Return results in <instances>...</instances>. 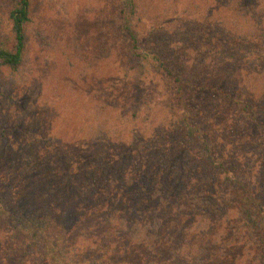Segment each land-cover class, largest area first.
I'll use <instances>...</instances> for the list:
<instances>
[{"label": "trees", "instance_id": "obj_1", "mask_svg": "<svg viewBox=\"0 0 264 264\" xmlns=\"http://www.w3.org/2000/svg\"><path fill=\"white\" fill-rule=\"evenodd\" d=\"M104 1L118 103L98 83L15 138L40 0L0 2V264H264V0Z\"/></svg>", "mask_w": 264, "mask_h": 264}, {"label": "rangeland", "instance_id": "obj_2", "mask_svg": "<svg viewBox=\"0 0 264 264\" xmlns=\"http://www.w3.org/2000/svg\"><path fill=\"white\" fill-rule=\"evenodd\" d=\"M5 1L0 0L1 3ZM174 2L175 0H165L163 9L166 12L177 9L178 3ZM201 4L202 2L198 1L197 5ZM207 4L209 3L207 2ZM197 5L188 4L187 1V8L194 10L198 15L199 12H204L207 15L210 4L207 7L204 5L199 6L203 11H200ZM106 6L107 3L104 0H40V5L35 13L34 28L29 43L32 80L28 85L18 87L15 91L16 103L12 109L14 112L6 116L8 121H12L10 122L11 126L21 122L14 130V138L25 127L24 113H28L26 116L32 122L36 121V123L33 122L35 126H41L40 130L43 131V134L49 132V128L54 127L55 117L60 116L65 111V103L69 96L74 100L83 102L76 105L75 110L89 114L93 111L96 101L90 99V96L98 83H102L99 86L109 94V101L113 105L118 103L117 86H109L110 84L107 81L112 74L117 72L120 60L114 56L98 63L95 62V57H93V54L97 51L96 46L99 40L108 29L106 19L101 18V13L104 12ZM210 6L212 7V5ZM142 9H145L144 5ZM145 15L143 13V16ZM76 46L87 48L83 52L85 55L82 56H86L89 61L83 63L78 61V57L74 55ZM72 58L76 60V69H72L67 65ZM91 61L93 62L90 63ZM65 65L70 71L69 79L63 77L64 75L61 73L63 69L60 68ZM84 67L89 70L82 77L81 71ZM56 69L60 71H56ZM149 85V82L145 84V86ZM4 101V105L7 106V99ZM78 114L77 112L76 115ZM216 114L222 118L220 125L222 128L226 121H230L231 124L237 116L236 111L225 114L223 109L217 111ZM234 133L238 138L239 134L236 130H234ZM220 136L221 141L229 137L223 133ZM203 228H205L204 225ZM202 230L204 229H199L195 225L193 234L197 235Z\"/></svg>", "mask_w": 264, "mask_h": 264}]
</instances>
